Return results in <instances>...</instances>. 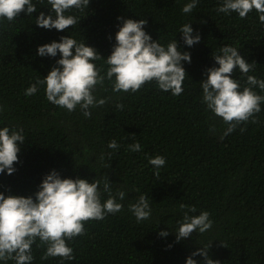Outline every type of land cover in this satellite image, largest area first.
<instances>
[{
    "label": "trees",
    "instance_id": "trees-1",
    "mask_svg": "<svg viewBox=\"0 0 264 264\" xmlns=\"http://www.w3.org/2000/svg\"><path fill=\"white\" fill-rule=\"evenodd\" d=\"M32 2L38 10L31 16L22 12L12 22L0 19V128H22L25 136L16 171L0 174V192L34 198L44 176L56 170L62 178L90 182L103 181L107 174L112 195L126 193L118 200L122 211L89 221L85 235L67 241L74 259H42L46 245L38 247L37 238L32 264H186L192 252L210 243L209 256L220 264H264V103L256 123L249 120L224 136L228 125L202 102L200 86L207 79L206 70L219 67L212 54H221L219 49L226 45L236 47L247 62H256L247 75L264 79V23L259 14L253 10L241 19L235 12L218 13L223 0H199L188 14L182 9L191 0H90L84 12L65 13L78 16L80 23L58 32L35 24L40 12L49 14L47 0ZM117 17L145 19V31L154 41L167 46L176 39L179 48L190 53L191 63L181 62L188 74L181 95L160 90L155 81L135 93L114 92L113 77L96 87L97 100L107 102L90 108V118L79 107L69 112L49 102L45 85L25 96L60 58L59 53L40 57L38 46L72 36L107 58L122 23ZM186 23L201 37L191 47L179 33ZM94 63L103 75L105 60ZM233 78L241 90L247 86L246 75L238 69ZM253 90L264 96L258 87ZM112 140L118 149L108 147ZM137 142L141 151H130L129 145ZM158 155L166 160L159 177L149 164ZM140 195L148 196L151 216L137 222L129 205ZM107 198L102 192V202ZM181 205L196 208L190 215L207 211L212 228L177 242L178 221L187 210ZM161 231L169 235L161 237ZM193 259L205 264L202 256Z\"/></svg>",
    "mask_w": 264,
    "mask_h": 264
},
{
    "label": "clouds",
    "instance_id": "clouds-1",
    "mask_svg": "<svg viewBox=\"0 0 264 264\" xmlns=\"http://www.w3.org/2000/svg\"><path fill=\"white\" fill-rule=\"evenodd\" d=\"M49 14L39 13L35 24L46 30L55 29L63 32L75 28L80 23L76 15H66V12L77 10L84 12L89 8L90 0H47ZM199 0H191L185 4L183 13H191L197 7ZM37 7L32 0H0V19L12 22L26 12L28 16L37 12ZM255 10L259 21L264 23V0H223L218 7V13H238L244 19ZM122 21L115 34V45L111 54L104 58L98 51L88 46L83 40L77 41L72 36H61L59 42L38 46L37 55L40 57L60 58L51 68L44 79H37L25 91V96L35 95L40 85H45L46 98L52 104L66 109L69 112L79 107L85 117L90 118V108L103 106L106 98L97 100L94 95L96 87L103 85L105 80L113 82L114 92L135 93L145 84L156 82L159 89L171 92L172 95H181L184 91L183 82L188 74L182 61L191 63V55L179 48L176 39L167 46L159 40L154 41L145 31V19L134 20L117 17ZM179 33L182 34L184 44L191 47L200 42L199 33L193 35L191 23L184 24ZM111 39V37H109ZM221 54H212V58L219 67L206 70L207 79L200 82L203 100L217 117L222 118L228 125L224 136L236 130L237 126L248 122L256 123V115L261 111L264 96L257 94L253 89L258 87L264 91V79L255 75H247L254 71L256 62H247L234 46H222ZM104 59L107 70L102 75V68H98L95 61ZM239 70L246 75L247 86L241 90V84L233 78V73ZM118 109H123L122 104H117ZM0 111L3 108L0 107ZM244 129H241L243 131ZM25 143L23 129H14L7 126L0 128V174L12 175L15 164L19 163L20 145ZM110 149H118L120 145L115 140L108 143ZM132 152L141 151L139 142L129 145ZM103 159V156L101 157ZM163 156L149 159V164L159 177L160 169L165 165ZM103 183V189L100 185ZM112 183L107 174L103 181L76 177L62 178L56 170L46 174L38 186L39 190L33 196H5L0 192V261L14 260L15 264H32V245L37 238L40 245H46L42 259L60 257L66 260L74 259L73 248L67 241L86 234L85 224L89 221L103 220L108 214H116L123 210V204L118 202L125 199L126 193L118 191L112 195ZM108 193V198L102 202L101 196ZM187 208L182 221H178L176 241L180 242L189 238L197 231L201 234L212 228L213 221L210 214L203 211L198 215L195 207L181 205ZM129 210L137 222L148 220L151 216L150 201L147 195H140L136 203L129 205ZM161 237H166L169 232H159ZM211 243L192 252L186 259V264H197L193 259L202 256L205 264H220L209 256ZM169 248L171 245L168 246Z\"/></svg>",
    "mask_w": 264,
    "mask_h": 264
}]
</instances>
